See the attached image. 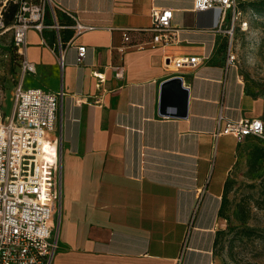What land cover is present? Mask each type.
<instances>
[{
  "label": "crops",
  "instance_id": "obj_1",
  "mask_svg": "<svg viewBox=\"0 0 264 264\" xmlns=\"http://www.w3.org/2000/svg\"><path fill=\"white\" fill-rule=\"evenodd\" d=\"M53 1L95 27L77 36L74 19L57 10L66 29L27 36L26 56L37 73L22 85L65 93L57 120L63 186L53 264H218L225 186L247 140L216 138L217 119L264 118V98L247 91L238 68L227 65L228 44L220 46L231 14L224 21L220 10L198 12L195 0ZM155 9L174 12L177 40L153 48L150 34L133 33L135 44H125L123 31L151 27ZM58 33L67 47L64 69L52 51ZM79 46L87 48L82 63ZM13 49L12 34L0 36V59L15 63L11 92ZM166 57L201 63L175 70ZM175 77L189 89L187 117H176L173 107L160 114L163 87Z\"/></svg>",
  "mask_w": 264,
  "mask_h": 264
},
{
  "label": "built area",
  "instance_id": "obj_2",
  "mask_svg": "<svg viewBox=\"0 0 264 264\" xmlns=\"http://www.w3.org/2000/svg\"><path fill=\"white\" fill-rule=\"evenodd\" d=\"M10 5L16 6L17 11L12 23L7 24L5 12ZM57 10L74 19L75 25L70 29H74L77 36L95 30V27L77 21L53 0H0V36L12 34L13 54L18 65L14 76L17 85L11 92L13 109L9 116L2 113L0 90V264H53L60 249L62 137L57 132V120L65 93L22 85L25 76L37 73L36 65L26 56L28 33L31 30L40 34L47 30L59 32L67 28L59 25ZM195 10H220L224 21L231 14V29L223 32L231 37L227 65L236 66L235 29L247 31L249 26L243 21L244 12L238 1L195 0ZM152 17V26L147 29L123 31L125 44H135L133 33L150 34L149 45L153 48L166 47L177 40L179 31L173 26L172 10L155 9ZM66 48L58 33V42L52 51L62 69ZM77 50L78 62L82 63L87 48L79 46ZM5 59H9L8 54ZM165 63L175 70L194 69L201 59L166 57ZM94 77L100 84L106 81L98 73H94ZM115 77L121 79L123 75L115 71ZM223 136L233 137L239 143L249 137L264 141V122L261 119L232 121L219 117L215 137Z\"/></svg>",
  "mask_w": 264,
  "mask_h": 264
},
{
  "label": "rangeland",
  "instance_id": "obj_3",
  "mask_svg": "<svg viewBox=\"0 0 264 264\" xmlns=\"http://www.w3.org/2000/svg\"><path fill=\"white\" fill-rule=\"evenodd\" d=\"M237 1L244 12L243 21H247L249 26L247 31L235 29L236 67L247 91L264 98V15H258L252 9V3L259 0ZM226 25L230 30L231 21ZM230 41L228 35L222 38L220 46H227ZM14 64L0 59L1 110L4 116H9L13 109L11 78ZM246 140L241 161L225 186L224 229L219 232L216 247L218 264H264V161L253 162L254 151L264 148V141Z\"/></svg>",
  "mask_w": 264,
  "mask_h": 264
},
{
  "label": "water",
  "instance_id": "obj_4",
  "mask_svg": "<svg viewBox=\"0 0 264 264\" xmlns=\"http://www.w3.org/2000/svg\"><path fill=\"white\" fill-rule=\"evenodd\" d=\"M183 85V79L180 77H175L164 85L160 108L162 116H166L168 109L173 107L177 109L176 117H187L189 89Z\"/></svg>",
  "mask_w": 264,
  "mask_h": 264
},
{
  "label": "trees",
  "instance_id": "obj_5",
  "mask_svg": "<svg viewBox=\"0 0 264 264\" xmlns=\"http://www.w3.org/2000/svg\"><path fill=\"white\" fill-rule=\"evenodd\" d=\"M252 9L258 14V15H264V0L255 1L252 3ZM17 11V7L14 5H10L6 12H5V19L7 24H11L14 18V15ZM226 46H222V49H225ZM15 60V58H14ZM250 138V137H249ZM254 138V137H253ZM257 139V138H254ZM260 161H264V148L262 149H256L253 153V162L257 164ZM224 214V213H223ZM218 244V241H217Z\"/></svg>",
  "mask_w": 264,
  "mask_h": 264
}]
</instances>
